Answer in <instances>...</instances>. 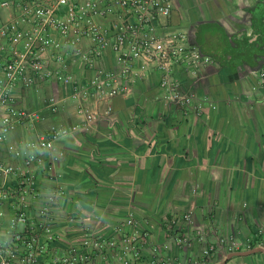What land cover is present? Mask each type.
<instances>
[{
    "label": "crops",
    "instance_id": "1",
    "mask_svg": "<svg viewBox=\"0 0 264 264\" xmlns=\"http://www.w3.org/2000/svg\"><path fill=\"white\" fill-rule=\"evenodd\" d=\"M166 23L210 61L196 77L174 71L190 97L185 104L167 98L151 69L125 95L83 102L97 115L83 129L71 86L15 84L12 107L38 118L15 121L0 144V162L16 170L0 177L11 192L0 202V257L19 262V238L30 224L39 232L49 226L32 252L55 264L83 249L81 234L106 239L132 217L147 233L141 264H191L208 246L215 248L210 264H264V0H173ZM49 63L60 67L53 56ZM102 64L116 71L111 50ZM65 65L83 76L72 56ZM73 126L53 150L36 147L53 129ZM30 155L38 160L29 168L33 184L20 191ZM87 247L78 252L91 258L85 264H121L115 254L95 260Z\"/></svg>",
    "mask_w": 264,
    "mask_h": 264
},
{
    "label": "built area",
    "instance_id": "2",
    "mask_svg": "<svg viewBox=\"0 0 264 264\" xmlns=\"http://www.w3.org/2000/svg\"><path fill=\"white\" fill-rule=\"evenodd\" d=\"M172 8L173 0H0V13L7 14L0 20V144L15 121L38 118L37 114L12 107L11 95L17 82L25 88L41 81L71 86L74 95L81 98L76 113L83 118V129L97 117L83 102L94 100L97 105L125 95L131 85L147 77L151 69L159 72L160 88L170 101L189 102L190 97L182 91L180 81L173 76L174 71L179 69L196 77L210 61L190 45L185 31L167 26ZM98 18L107 19V25L100 24ZM107 50L113 52L115 72L106 70L102 64ZM51 56L60 66L58 69L49 65ZM70 56L83 65L81 78L64 72ZM49 105L55 110L53 99L49 100ZM109 113L110 108H107L105 114ZM77 129L78 126L55 128L48 137L41 138L36 147L51 151L56 141ZM12 151L19 156L17 150L12 148ZM36 161L33 155L26 158L24 166L28 173H20V191L33 184L29 168ZM15 173L13 166L0 162V177ZM10 193L9 188L0 187V202ZM16 218L25 222L21 211ZM185 219L190 221V214ZM46 221L48 223L49 219ZM122 228H127L129 233L121 235ZM45 229L39 232L29 225L28 241L16 249L20 257L16 264H43L35 257L32 247L44 233H49L48 225ZM115 236L105 244L109 255L116 252L121 264H141L147 243V233L141 224L128 217ZM87 239L82 243L84 246L101 248L102 244ZM214 251V246H208L191 264H210ZM13 258L14 255L0 257V264H15ZM90 259L73 249L60 256L55 264H85Z\"/></svg>",
    "mask_w": 264,
    "mask_h": 264
},
{
    "label": "trees",
    "instance_id": "3",
    "mask_svg": "<svg viewBox=\"0 0 264 264\" xmlns=\"http://www.w3.org/2000/svg\"><path fill=\"white\" fill-rule=\"evenodd\" d=\"M28 232V233H27ZM27 232L24 234L25 236L22 238V239H20L19 240V242H20V244L19 245H23L25 242H27L28 241V237H29V231L27 230ZM121 235H126V234H128L129 233V230L127 229V228H122V230H121ZM116 236L114 235V236H110L109 238H106V239H97V240H94L95 241V243H100V244H102V246H101V248L100 249H95V248H93L92 246H90L91 248H92V258L94 259V257H95V260L96 259H98V258H101V257H103V258H105L106 256H109V252H108V250L105 248V244L108 242V241H110V240H112V239H114ZM24 240H26V241H24ZM43 240V238L41 237L40 238V240L38 241V243L37 244H39L41 241ZM84 241H86V237H85V234H81V236H80V244H79V246L80 247H82L83 246V249L82 250H77L76 249V247H73L72 249H74L75 248V251H77V252H81V251H83V252H85V251H87V249H89L87 246H84V245H82V243L84 242ZM119 243V242H118ZM104 244V245H103ZM79 247V248H80ZM116 252H114V254H115ZM116 255V254H115ZM97 257V258H96ZM96 264H98V262H96ZM99 264H107V262H102V263H99Z\"/></svg>",
    "mask_w": 264,
    "mask_h": 264
},
{
    "label": "water",
    "instance_id": "4",
    "mask_svg": "<svg viewBox=\"0 0 264 264\" xmlns=\"http://www.w3.org/2000/svg\"><path fill=\"white\" fill-rule=\"evenodd\" d=\"M258 251V249H254V250H252V251H250V252H248V253H255V252H257ZM240 253H236V254H232V256H234V255H239Z\"/></svg>",
    "mask_w": 264,
    "mask_h": 264
},
{
    "label": "rangeland",
    "instance_id": "5",
    "mask_svg": "<svg viewBox=\"0 0 264 264\" xmlns=\"http://www.w3.org/2000/svg\"><path fill=\"white\" fill-rule=\"evenodd\" d=\"M6 13H3V15L2 16H4V17H6L7 16V14L5 15Z\"/></svg>",
    "mask_w": 264,
    "mask_h": 264
}]
</instances>
